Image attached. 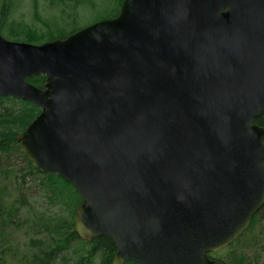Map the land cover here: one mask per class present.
Listing matches in <instances>:
<instances>
[{
	"label": "water",
	"instance_id": "water-1",
	"mask_svg": "<svg viewBox=\"0 0 264 264\" xmlns=\"http://www.w3.org/2000/svg\"><path fill=\"white\" fill-rule=\"evenodd\" d=\"M0 95L40 108L20 150L73 185L74 231L109 235L112 264H224L208 252L264 203V0H123L63 38L0 34Z\"/></svg>",
	"mask_w": 264,
	"mask_h": 264
},
{
	"label": "rangeland",
	"instance_id": "rangeland-1",
	"mask_svg": "<svg viewBox=\"0 0 264 264\" xmlns=\"http://www.w3.org/2000/svg\"><path fill=\"white\" fill-rule=\"evenodd\" d=\"M118 1L0 0V28L4 32L0 34L25 42L27 38L34 40L36 35L45 41L51 36L57 38L97 18L112 15ZM33 27L36 29H30ZM20 153L13 151L0 157V247H9L27 264L32 259L25 256L33 252L47 258L36 264H49L50 259H54L55 264H72L77 259L97 262L101 256L94 253L92 243L69 237L63 229V224L73 219L77 206L68 193L69 188L57 180L58 174L39 175L30 171ZM251 225L261 226L257 217ZM248 237L251 232L213 251L211 256L223 259L226 264L233 261L236 248ZM50 255L53 257L49 258ZM248 260L256 264L254 259Z\"/></svg>",
	"mask_w": 264,
	"mask_h": 264
},
{
	"label": "trees",
	"instance_id": "trees-1",
	"mask_svg": "<svg viewBox=\"0 0 264 264\" xmlns=\"http://www.w3.org/2000/svg\"><path fill=\"white\" fill-rule=\"evenodd\" d=\"M121 2L122 0H119L118 3L113 6V11H114L112 14L113 16L118 13ZM98 19L101 18H97L96 20ZM27 29L28 28L24 29V32L27 31ZM30 29H36V28L33 27ZM75 30L76 29H72L68 33H64L63 35H60V37H63ZM0 31L3 32L1 28ZM19 35L25 36L22 33H19ZM22 38L23 37H20V39ZM50 38H53V36H51ZM27 41L34 43H41L42 41L45 40L38 38L36 35L34 37V40L27 38ZM27 80L36 86L43 87V84L45 82V75H33L27 78ZM39 112H40V108L31 101H27L22 98H17L14 96L0 95V157H2L3 155L10 154L13 151L21 154L19 143L16 141V136L26 128V126L33 120V118ZM254 122L260 126H264V110L254 119ZM263 143H264V137H263ZM22 157L24 161L27 163L28 167L30 168V171L37 173L39 175L51 174V173H41L32 166L31 162L23 154ZM57 180L69 188L68 193L71 195L73 199V203L78 205L83 202L81 196L78 194V192L72 186L71 183L67 182L63 177L59 175H57ZM10 216H15V215L10 214ZM256 217L259 219L261 225L258 228L255 225H251L253 219ZM253 219L248 229L244 232V233L251 232V237H248L246 241H244L239 247L236 248V252H234L233 253L234 255H232V259L234 260L228 262L227 264H245L246 262H248L247 264L249 263L252 264L253 261L248 259H254V262H256V264H264V203L258 209ZM63 229L68 232L66 233V235L70 234L69 237H75L79 239L76 232L74 231L73 219L72 220L70 219V221H66L63 224ZM242 235L239 236L237 239H240ZM90 243H92V247H93L92 249L95 251L94 253L100 254L101 259H98V261L95 263L93 262L94 259H77L72 264H112V258L116 251V244L109 235L106 234L98 235ZM50 257L53 256L50 255L49 258ZM25 259H29V260L32 259L30 264H36L39 261L47 260L45 256L43 255L40 256L34 252L29 257L25 256ZM219 260L223 261L226 264V262L223 259H219ZM0 264H27V263L25 260L20 261L18 255L16 253H12L9 247H5V248L0 247ZM49 264H55L54 259H50ZM124 264H137V262L126 261Z\"/></svg>",
	"mask_w": 264,
	"mask_h": 264
}]
</instances>
